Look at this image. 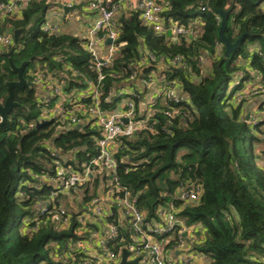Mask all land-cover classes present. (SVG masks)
Wrapping results in <instances>:
<instances>
[{
  "label": "trees",
  "instance_id": "16d2710c",
  "mask_svg": "<svg viewBox=\"0 0 264 264\" xmlns=\"http://www.w3.org/2000/svg\"><path fill=\"white\" fill-rule=\"evenodd\" d=\"M163 1L165 28L175 23L196 30L199 23V32L172 39L145 25L135 7L124 12L118 8L117 49L99 71L84 39L43 30L53 0H31L0 16V33L13 40V31L22 29L16 43L0 47V103L8 95V83L17 79L9 58L14 66L29 60L22 75L30 82L13 88L17 104L4 122L0 120V264H56L57 257L79 262L86 255L77 251L76 241L97 230L89 223L80 225L76 216L86 212L103 176L92 173L80 194L71 189L72 197L58 184L55 189L54 179L57 161L66 160L80 172L83 163L97 155L99 129L92 120L83 121L86 115L76 122L68 115L63 121L56 117L52 107L58 97L47 99L48 93L42 97L37 92L39 85L46 87L45 79L65 97L78 94L86 107L91 99L79 93L88 81L98 85L99 107L106 112L125 110L126 101L132 100L134 121H143V126L131 136L117 137L113 156L118 183L135 199L144 221L158 220V209L172 202L184 228H193L187 246L207 264H264V163L258 164L254 154L264 121L250 125L242 114L245 101L236 96L252 74L264 82L263 0ZM213 9L227 12L224 35L230 42L243 34L227 57L218 40L220 18ZM174 57L179 58L175 65ZM160 63L165 67L158 71ZM148 75L159 88L172 87L177 101L161 96L147 102L148 87L139 81ZM239 75V84L232 85ZM141 105L152 113L141 115ZM42 121L47 122L38 125ZM259 152L262 159L264 150ZM195 187L201 188L196 202L177 199L178 192ZM64 198H80V208L60 209ZM111 212L109 220L117 218L116 205ZM79 225L84 227L81 233L76 232ZM119 230L123 241L116 240V251L130 234L124 225ZM168 242L165 248L173 240Z\"/></svg>",
  "mask_w": 264,
  "mask_h": 264
},
{
  "label": "built area",
  "instance_id": "2783aa9c",
  "mask_svg": "<svg viewBox=\"0 0 264 264\" xmlns=\"http://www.w3.org/2000/svg\"><path fill=\"white\" fill-rule=\"evenodd\" d=\"M31 0H9L7 3H0V16L4 13L16 12V6L22 4L27 5ZM86 3L89 10L95 11L97 17L89 29L88 35L85 38V46L90 52L95 69L99 71L102 64L110 63L113 59L117 45L114 44L116 38V30L114 29L115 13L118 10L116 3L107 2V0H64L63 5L71 6L78 3ZM165 2L163 0H135L134 7L140 12L141 21L152 27L159 34H166L170 30L172 38L180 36L196 35L197 31L191 28H183L175 23L170 24L167 28L164 27L161 14L164 10ZM260 9L264 11V0L260 4ZM202 10L204 8H201ZM43 30L50 32H58L57 26L52 24H43ZM111 39V43L104 44V41ZM13 42L12 37L8 34L0 33V47H7ZM254 48V47H253ZM252 48V49H253ZM260 54V51H257ZM179 61L178 57H174L171 62L173 65ZM255 70V69H254ZM256 71V70H255ZM253 77L242 83V87L236 96L238 100H244V104L252 102L251 112L248 111V119L250 125L262 123L264 121V82L259 75L252 74ZM43 76V74H40ZM45 85L49 87L47 99L58 97L57 104L52 107V113L56 117H60L63 121L64 115L73 122L79 121L88 116L83 121L92 120V125H96L99 129V137L96 139L97 155L89 162L83 163V169L77 172L72 168V165L56 162V177L54 179V188L58 184L64 195L72 197V190L80 194V188L92 178V173L103 176L100 180L97 194L91 198L86 208V212L76 216L77 222L80 225L89 223L96 227L97 230H90L89 237L86 239H78L75 243L77 251L86 255L85 259H81L78 264H117L121 259L123 249L128 251L127 261H132L138 258L136 264H190L195 256H198L192 250L189 251V246L186 244L185 234L190 232V229H185L182 221L176 218V207L172 202H169L166 207L158 209V220L144 221L145 217L142 211L136 206L134 198H129V193L125 187L118 183L117 165L113 156L114 148L110 144L115 142L119 136H131L136 129L143 126V121H134V106L132 100L126 101L127 109H118L113 112L102 111L99 107L98 85L87 82V89L80 92V96H89L91 104L85 106L76 98V93H70L65 97L61 93L59 86H54L49 81ZM101 80V75L98 76V82ZM241 76L239 75L232 85L239 84ZM146 83L147 87L155 86L154 79L148 75L147 79L139 81L140 84ZM154 96L151 101H156L158 97H168L177 101L175 90L172 87L155 88ZM132 96H137L131 93ZM67 102L65 103V99ZM258 99V102H256ZM69 105L71 106L69 108ZM80 113L83 117L77 118ZM243 117L246 111L242 112ZM126 119V122L124 121ZM72 122V121H71ZM91 125V126H92ZM79 126V123L77 124ZM264 159V157H263ZM264 163V161H263ZM56 182V183H55ZM57 185V186H58ZM57 191L52 194L56 195ZM201 194V188L195 187L190 190H182L178 192L177 199L185 203H194L198 200ZM111 205H116L118 216L115 219L109 220L112 216ZM106 215L108 217H106ZM56 218V217H55ZM77 227L76 232L81 233L84 227ZM125 226L130 230L128 242L119 247L116 251V240L123 241V234L120 233L119 227ZM174 232V236L171 234ZM159 236H165L162 241H158ZM177 236V237H175ZM173 243L169 248H165L169 240ZM110 243L112 244L110 246ZM92 245L93 248L90 246ZM114 248V249H113Z\"/></svg>",
  "mask_w": 264,
  "mask_h": 264
},
{
  "label": "crops",
  "instance_id": "0c3cea01",
  "mask_svg": "<svg viewBox=\"0 0 264 264\" xmlns=\"http://www.w3.org/2000/svg\"><path fill=\"white\" fill-rule=\"evenodd\" d=\"M113 0H107V2H112ZM119 2V10L121 12L124 11H128L131 10L134 7V3L135 0H118ZM64 0H53V3H55V5H52L48 12H47V16H46V21L47 23H49V19L53 17V19L55 21H57L58 23V32H67V33H71L75 36H78L81 39L86 38V36L88 35L89 29L91 28V26L93 25L97 14L95 11L89 10L86 3H82V5L80 6V8L78 9H72V10H65V5H63ZM60 6H59V5ZM55 13V15H54ZM51 20V19H50ZM196 31L197 33L199 32V29L201 28L200 24L198 23L196 26ZM172 39H175L172 37ZM205 63L208 66V61H205L203 63V67H205ZM165 67V64L160 63L158 65V71L159 70H163ZM208 68V67H207ZM157 84V82H155ZM155 84V86L152 87H148V88H152L149 96L153 97L154 96V91L155 88H158V86ZM48 88V86H46ZM45 86L43 85H39L37 88V92L39 96H44L46 93H49V90H47ZM243 108V110L246 111V108L249 107V110L251 112V105H248V103L246 102ZM245 118V117H244ZM110 147L113 148L114 144L111 143ZM193 229V228H191ZM191 229L190 232H188L187 234H185L186 237V243L192 241V239L194 238V235L191 234ZM92 248L93 246L90 245ZM70 256V255H68ZM76 260H71L70 259V264H78V261ZM80 261V260H79ZM67 262V263H69ZM208 260H206L203 256H195L193 261L190 264H207Z\"/></svg>",
  "mask_w": 264,
  "mask_h": 264
},
{
  "label": "water",
  "instance_id": "95a60500",
  "mask_svg": "<svg viewBox=\"0 0 264 264\" xmlns=\"http://www.w3.org/2000/svg\"><path fill=\"white\" fill-rule=\"evenodd\" d=\"M81 5H82V2L78 3V4L71 5V6H66L65 10H72L75 8L78 9V8H80ZM213 10L215 11V13L220 18L219 28H218V40L223 46V55L225 57H227L232 51H234L239 46V43L243 38V34H241L237 39H235L234 42H230L227 39V37L224 35V29L226 26V19H227V12L222 11V10H218V9H213ZM21 30L22 29H16L13 31V42L14 43L17 42V38H18ZM166 34L168 36H170L171 35L170 30H167ZM110 43H111V39L108 38L105 41V44H110ZM6 55L9 57V52L6 53ZM28 63H29V60L22 62L19 66H14L11 62V59L9 58L10 67L16 73L17 79L15 81L8 83V95L5 98L4 102L0 103V120H1V122H4L6 120V117H7L8 113L10 112V110L12 109V107L17 104L13 100V88H20L26 83L30 84V82L26 81L22 75L23 70L28 65ZM248 110H249V107L246 108L245 119H248ZM124 121L126 122V119ZM45 122H47V121H42L38 125H41ZM127 256H128V251L123 249L121 252L120 262L117 264H136L137 263L138 258H136L132 261H127V259H126Z\"/></svg>",
  "mask_w": 264,
  "mask_h": 264
},
{
  "label": "rangeland",
  "instance_id": "374dc122",
  "mask_svg": "<svg viewBox=\"0 0 264 264\" xmlns=\"http://www.w3.org/2000/svg\"><path fill=\"white\" fill-rule=\"evenodd\" d=\"M54 15H55V13H54ZM51 19V20H50ZM49 19V23L50 24H52V26H57L58 27V23H57V21H55L54 19H53V17L52 18H50ZM251 57V56H250ZM243 63V60H241L240 59V61H239V64H242ZM207 71H208V68H207V65H206V63H205V67H203V72L204 73H207ZM44 78H50V76H47V77H44ZM151 89L152 88H148V94H147V97H146V101L147 102H150L151 101V96H149V93H150V91H151ZM256 102H258V99H257V101ZM253 104V101L252 102H249L248 103V105H252ZM123 106V105H122ZM245 105H243V107H244ZM138 109H140V111L142 112L141 113V115H144V116H148V115H150L151 113H152V110H149V108H145V107H143L142 105L140 106V108H139V106H138ZM245 116V115H244ZM45 117V116H44ZM264 130V129H263ZM261 139H260V142H257V143H255V145H254V154L256 155L257 154V156L258 157H256V162L258 163V164H261L263 161H264V159H263V157H262V159H261V157L258 155V153H260L259 151H263L264 150V134H263V136H262V134H261V136H259ZM79 200H80V198H64V200H63V202H62V205L63 206H60V209H62V208H64V206H66V205H68L69 207H70V209H71V212H74L75 210H78L79 208H80V206H78V204H79ZM60 211V210H59ZM193 241V240H192ZM188 247V246H187ZM189 251H191L190 249H189ZM60 260V258H58L57 257V262L58 263H56V264H66L67 262H68V260H61V261H59ZM61 262V263H60ZM67 264H70V263H67Z\"/></svg>",
  "mask_w": 264,
  "mask_h": 264
}]
</instances>
